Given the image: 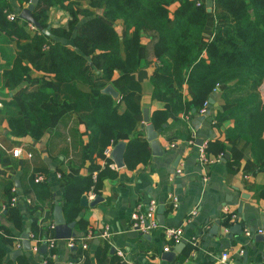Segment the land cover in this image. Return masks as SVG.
Returning a JSON list of instances; mask_svg holds the SVG:
<instances>
[{"label":"crops","instance_id":"0c3cea01","mask_svg":"<svg viewBox=\"0 0 264 264\" xmlns=\"http://www.w3.org/2000/svg\"><path fill=\"white\" fill-rule=\"evenodd\" d=\"M100 1L64 0L63 5L50 7L47 10L49 29L66 28L71 19L70 8L80 17L72 37H50L72 46L75 34L89 18L104 16ZM202 1L207 7L208 23L198 42L201 48L215 37V0ZM8 2L13 8L12 14L18 16L29 5L18 0ZM113 25L124 38L123 22L119 20ZM23 28L25 36L18 39L10 37L0 26V225L14 234L9 238L4 230L0 231L3 235L0 246L7 251L3 264H19L22 256L28 264H109L111 257L122 264H127L125 261L132 264H217L222 253L229 255L228 264H264V160L259 166L250 142L241 136L229 135V129L234 126L230 115L218 117V112L230 107L222 97L223 86L213 91L209 112L203 115L195 108L187 109V106L193 107V91L187 85H172L167 99H154L152 64L142 65L136 72L116 69L110 83L119 93L116 99L128 82L140 84L141 91L135 95L142 109L138 115V129L130 135L118 132L116 140L104 152L92 155L89 146L92 131L76 109L75 101L58 91L54 75L36 69L29 59L16 65L19 46L29 44L40 32L29 22ZM147 45H151L150 38L144 37L139 49L142 61L146 59ZM24 68L28 71L23 72ZM78 88L90 91L82 84H78ZM260 93L264 101V84ZM118 105L120 113H124L125 103L119 99ZM144 109L149 111L151 124L154 125V120L160 122L159 127L154 125L163 149L160 155H154L147 140ZM38 110L48 114L46 122ZM163 117L165 120L161 121ZM120 141L126 143V149L124 166L118 168L110 154ZM130 141L148 145V157L144 161H138L143 155L132 158L133 166L126 159ZM203 144L206 148L211 144L208 156L212 160L222 155L221 159L202 164L198 147ZM218 144L224 150L216 156L214 149ZM17 149L20 155L14 156ZM108 169L114 175L103 180L99 193L92 188L81 197L74 228L76 238L93 232L86 250L78 246L84 250L82 255H78L77 248L68 247L67 239L58 240L55 249L47 246L44 254L30 250L15 259L11 257L13 252L22 250L21 234L26 229L32 232L33 223L38 235L32 233L36 237L44 238L49 233L55 236L54 207L58 203L63 209L64 191L73 179L92 177L96 180L100 172L109 173ZM177 169L182 172L177 173ZM37 176H43L44 180L36 181ZM41 183H46L45 189H40ZM27 192L31 197L26 198L31 203L26 202L24 194ZM11 193L19 200L15 212L2 210ZM46 194L50 197L46 198ZM172 196L178 198V207L172 206ZM83 197L88 206L82 205ZM97 198L98 202L90 206ZM151 199L157 200L159 207L164 205L165 225L141 234L132 228L131 214L137 206L146 205ZM227 217H231L229 225L225 224ZM217 222L218 233L213 235L212 229ZM235 224L242 226V233L233 234L232 239L227 235ZM170 226L182 227L186 243L180 252L174 250L178 244L171 243V250L167 252L176 251V254L172 260H166L163 258L166 251L162 228ZM246 230L252 231L250 237L246 236ZM105 248L108 252L99 263V253Z\"/></svg>","mask_w":264,"mask_h":264},{"label":"trees","instance_id":"16d2710c","mask_svg":"<svg viewBox=\"0 0 264 264\" xmlns=\"http://www.w3.org/2000/svg\"><path fill=\"white\" fill-rule=\"evenodd\" d=\"M18 1L30 3V0ZM63 2L40 0L33 11L34 17L44 28L48 27L47 10L63 5ZM98 4L104 7V16L89 18L75 34L72 46L40 31L29 44L19 46L16 58L18 66L24 59H29L36 69L54 75L58 91L75 101L76 109L92 131L89 141L92 155L104 152L116 140L118 132L129 135L136 132L138 115L142 111L135 101V95L141 91L138 82L130 81L121 90L119 99L125 103L124 113L119 111V99L101 90L111 83L116 69L136 72L142 65L152 64L154 99H167L172 85H187L193 91V107L187 106V109L200 111L213 91L223 86L222 97L230 107L217 115L228 114L234 119L229 135L249 141L255 159L260 162L259 166L262 165L264 101L260 89L264 84V0H215V37L203 48L198 42L208 23V11L202 0H101ZM69 12L71 19L67 27L50 29L52 35L70 38L76 32L80 17L72 8ZM11 13L13 8L8 0H0V26L10 37L22 38L25 36L23 25L27 22L18 15L10 21L8 15ZM119 20L126 30L124 38L113 25ZM144 37L150 38L151 45L146 46V59L142 61L139 49ZM150 57L154 60H149ZM27 71L28 68L23 69V72ZM78 84L87 86L90 91H82ZM37 112L46 122L48 114ZM164 120L163 117L161 121ZM159 124L154 120L156 127ZM209 148L211 144L206 148L207 154L211 153ZM214 150V155L218 156L224 148L218 144ZM139 155L143 158L138 161L148 157V145L130 141L126 153L130 165V160ZM108 172H100L96 180L77 177L68 184L63 206L67 222L77 219L82 195L92 188L98 194L103 180L114 175L110 169ZM45 184H39L40 189H45ZM14 196L11 193L10 200ZM24 196L31 197L29 192ZM49 197L46 194V198ZM16 207L9 209L15 212ZM230 219L226 218V225L230 224ZM77 224L84 226L81 221ZM19 227L23 230V225ZM1 229L13 238L9 229L0 225ZM31 230L38 235L35 223ZM75 248L79 256L83 254L82 248ZM107 250L100 251L99 263L105 259ZM6 254L7 251L0 246V264ZM18 263L28 264L23 256L19 257ZM109 264L122 263L111 257Z\"/></svg>","mask_w":264,"mask_h":264},{"label":"water","instance_id":"95a60500","mask_svg":"<svg viewBox=\"0 0 264 264\" xmlns=\"http://www.w3.org/2000/svg\"><path fill=\"white\" fill-rule=\"evenodd\" d=\"M40 0H30L29 5L22 9L19 18L26 20L29 22L34 28L38 29L42 33L51 36V32L49 27L44 28L42 24L34 17L33 11L35 9V6L39 3ZM104 93L111 94L115 98L118 97L119 93L117 90L110 84L107 85L103 90ZM144 127L147 133V140L150 142V145L152 147L154 155H160L162 154V147L158 143L157 137L158 133L155 130V127L153 124L150 123V118H149V111L148 109H144ZM202 144V140H200ZM126 149V143L124 141L118 142L116 146L113 148L110 158L115 162L116 166L118 168H121L124 166V153ZM98 198L94 200L93 202L90 203V206H94L98 202ZM82 205L88 206V202L86 200V197L82 198ZM54 231H55V238L57 240H67L70 238H75L76 237V232L74 231L76 221L72 222H66V219L63 214V209L62 207L56 203L54 207ZM157 219L159 220L160 225L164 226L165 225V207L162 204L159 207L158 210V217ZM217 227H218V222L212 229L213 235H216L217 232ZM29 229H26L22 234H21V239H22V250H17L11 254V257L15 259L18 255L23 254L25 251H30L31 250V240L29 238ZM241 234L242 233V226L235 224L230 227L229 234L227 235L229 238L233 239V234ZM186 241L184 239L181 240V242L178 244V246L174 249L177 252H180L181 249L184 247ZM47 250V244L44 243L40 247V252L45 253ZM114 251V249H113ZM176 251H171V252H166L163 254V258L166 260H172V258L175 257Z\"/></svg>","mask_w":264,"mask_h":264},{"label":"built area","instance_id":"2783aa9c","mask_svg":"<svg viewBox=\"0 0 264 264\" xmlns=\"http://www.w3.org/2000/svg\"><path fill=\"white\" fill-rule=\"evenodd\" d=\"M9 20L13 21L16 19L15 14H9L8 15ZM210 108V102L206 101L204 102L202 108L200 109V113L203 115H207ZM199 149V158L200 162L204 165L211 164L214 160H220L221 156L216 157L214 160H212L206 151V145L203 144L198 147ZM20 150L17 149L14 151V156H19ZM177 173H181L182 169H177ZM36 181H42L44 180L43 176H37ZM207 180V178H205ZM18 197L14 196L10 201L6 202L2 210H7L12 207H16L18 205ZM26 202L31 203V200L29 198H26ZM171 204L172 206L178 207L179 202L178 198L175 196L171 197ZM158 201L155 199H151L146 205H139L137 208L134 209V211L131 214V226L133 229L137 230L141 234H147L151 230L160 229L161 226L157 219V212H158ZM195 214V213H193ZM163 236L165 239V245H164V251H170L171 250V243L173 244H179L181 240L183 239V229L182 227H163ZM246 236L250 237L252 235V231L246 230L245 232ZM108 233H105V236H107ZM93 232L89 231L85 236H81L80 238H70L68 239V247L69 248H75V247H82L84 250H86L89 247L88 240L92 238ZM29 238L32 243L31 250L38 253L40 251V247L42 244L46 243L49 249H55L57 246L58 240L55 238L54 234L49 233L44 238L36 237L32 232L29 233ZM17 247H21L20 241L17 242ZM123 255V253H121ZM52 257H55V254H52ZM229 255L227 253H222L219 256V261L217 264H228ZM127 264H132L130 261H125Z\"/></svg>","mask_w":264,"mask_h":264}]
</instances>
